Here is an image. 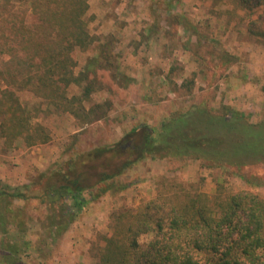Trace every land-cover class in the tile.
Returning <instances> with one entry per match:
<instances>
[{
	"label": "rangeland",
	"instance_id": "1",
	"mask_svg": "<svg viewBox=\"0 0 264 264\" xmlns=\"http://www.w3.org/2000/svg\"><path fill=\"white\" fill-rule=\"evenodd\" d=\"M86 2L84 20L95 43L73 52V73L79 74L95 56L101 58L104 69L97 74L101 87L82 105L89 108L105 102V118L82 124L43 97L16 91L32 123L44 127L49 140L27 145L21 136L7 148L0 137V182L10 189L29 186V199L5 202L17 211L15 215L29 219L23 233L12 226L9 230L14 232L5 237L11 244L30 242L29 249L20 251L21 264H96L104 240L113 235L112 215L134 212L160 192L178 200L186 193L203 194L211 206L217 197L240 191L264 199V185L251 183H264V164L241 170L204 167L197 160L152 156L139 148L146 126L157 128L163 119L193 105L264 123V39L248 32L249 22L261 9L250 12L232 0ZM81 92L70 85L66 96L77 102ZM73 109L78 116L77 105ZM260 138L243 139L239 146L251 151L264 142ZM113 146L120 151L112 162L95 165L81 180L91 188L104 172L114 175L112 187L96 199L92 195L100 193L99 184L85 190L88 203L81 211L75 212L68 200L67 208L59 212L37 199L45 181L57 171L66 173L67 165L86 151ZM35 194L36 198L30 197ZM51 219L58 222L46 232L42 227L49 226ZM60 222L66 227L57 233Z\"/></svg>",
	"mask_w": 264,
	"mask_h": 264
},
{
	"label": "trees",
	"instance_id": "2",
	"mask_svg": "<svg viewBox=\"0 0 264 264\" xmlns=\"http://www.w3.org/2000/svg\"><path fill=\"white\" fill-rule=\"evenodd\" d=\"M232 1L250 12L261 9L257 18L249 22L248 32L264 39V0ZM87 7L86 0H0V137L7 148L21 136L27 145L49 140L44 127L32 123V116L16 91L27 90L43 97L49 105L70 111L82 124L105 118V102L89 108L82 105L101 87L97 77L98 71L104 69L101 58L95 56L79 74L73 73V52L95 43L84 20ZM70 85L82 90L77 102L66 96ZM73 105L78 107V116ZM204 106L193 105L186 112L173 113L157 128L146 126L140 152L197 160L204 167L241 170L264 164V142L246 152L239 146L243 139L261 141L264 123H250L243 114H214ZM117 151L118 146L86 151L67 165L66 173L57 171L50 176L37 199L53 204L49 207H58L59 212L67 208L64 201L68 200L75 212L81 211L88 203L83 197L85 190L99 184L100 193L92 195L96 199L114 182V175L102 172L101 181L87 188L82 185V177L102 162L108 166ZM27 190L28 185L10 189L0 182L2 264H21L20 251L29 249L28 241L11 244L5 238L14 232L9 228L17 227L22 232L24 223L29 221L15 215L17 211L5 202L9 198L29 199ZM55 203L59 204L54 206ZM112 218L113 235L104 240L96 264H264V199L250 191L219 196L212 206L203 194L186 193L178 200L160 192L134 212ZM52 222L58 221L51 219L49 226L43 225L42 229L49 231ZM60 223L57 233L66 227V222Z\"/></svg>",
	"mask_w": 264,
	"mask_h": 264
}]
</instances>
